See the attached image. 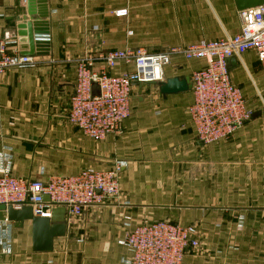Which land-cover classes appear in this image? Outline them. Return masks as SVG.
<instances>
[{
  "label": "crops",
  "instance_id": "0c3cea01",
  "mask_svg": "<svg viewBox=\"0 0 264 264\" xmlns=\"http://www.w3.org/2000/svg\"><path fill=\"white\" fill-rule=\"evenodd\" d=\"M125 1L47 0L48 54L35 57L36 67L10 70L0 77L2 167L9 160L14 176L47 182L50 177L75 176L93 166L111 170L118 163L122 165L121 200L110 202L107 207L90 208L81 218L71 220L66 237L55 241L51 253H34L31 224L15 229L12 223H5L7 216L0 212V249H13L11 255L0 253V264H121L129 254L123 247L128 231L126 218L135 226L166 219L182 226L202 227L207 225L203 224L207 216L201 214L203 211L229 209L243 213L247 223L253 217L254 224L264 226V88L255 67L264 63L255 52L249 51L230 62L233 83L236 74L235 78L243 79L254 89L252 98L242 92L254 114L229 141L208 146L198 141L188 113L194 102L191 88L163 95L157 84L134 85L131 113L124 122L123 133L101 142L86 137L69 122L77 73L75 64L67 62V58L122 47L124 30H120L119 38L118 29L110 26L123 19L110 16L109 12L125 9ZM130 1L132 10H147L154 17L163 16L158 12H193L196 20L187 24V35L167 40L161 46L164 48L186 47L240 32L236 0ZM25 13L20 0H0V39L6 34L16 37L17 20ZM229 14L238 18L230 21ZM205 15L215 17L216 22L197 20ZM206 32L216 34L207 36ZM16 48L20 52L18 44ZM205 67L203 60L174 58L166 67L162 82L189 78L191 83V73ZM133 70V66L119 63L112 73ZM236 86L241 89L239 84ZM252 100L259 105L253 107ZM208 166L212 174L210 198L202 195ZM172 194H176L175 198ZM154 208L183 209L184 217L177 220V213L149 212ZM191 211L198 213L196 221H185L190 219ZM228 217L210 219L209 223L215 221L212 224L216 226ZM183 221L187 224L183 225ZM261 236L264 240V227ZM188 260L187 254L183 264Z\"/></svg>",
  "mask_w": 264,
  "mask_h": 264
},
{
  "label": "built area",
  "instance_id": "2783aa9c",
  "mask_svg": "<svg viewBox=\"0 0 264 264\" xmlns=\"http://www.w3.org/2000/svg\"><path fill=\"white\" fill-rule=\"evenodd\" d=\"M27 1L20 0L24 6ZM239 21L240 32L233 37L165 52L127 48L67 58L75 64L77 73L69 122L95 142L120 136L130 117L134 85L164 81L165 69L174 58L203 60L206 67L194 70L190 76L194 102L188 113L201 144L231 140L252 120L254 112L232 81L230 61L253 51L264 63V4L240 11ZM17 44L16 37L9 34L0 39V77L10 70L37 66L35 57L18 52ZM119 63L134 70L113 74ZM93 84L99 86V96H93ZM2 163L0 155V205L15 209L31 206L39 218H51L55 208L63 207L70 223L90 208L107 207L121 200L122 165L118 163L111 170H83L75 176H53L47 182L16 177L10 161L5 160L3 167ZM45 196L49 202L44 201ZM5 223L11 225L7 218ZM126 228L123 247L129 254L121 264H183L187 254L199 245L194 226L154 221L132 227L128 224Z\"/></svg>",
  "mask_w": 264,
  "mask_h": 264
},
{
  "label": "rangeland",
  "instance_id": "374dc122",
  "mask_svg": "<svg viewBox=\"0 0 264 264\" xmlns=\"http://www.w3.org/2000/svg\"><path fill=\"white\" fill-rule=\"evenodd\" d=\"M125 3V9L114 10L109 12L110 16H114L115 18L120 17L121 19H123L122 23L118 22L119 24L110 26V28L113 30L118 29L119 38H121L120 30H124L123 39L125 41V44H123V46L120 48L108 49L105 52H110L113 50H124L127 48L137 49L139 47H144L152 52L168 51L171 48H164L161 46L165 45L166 41L171 38L180 37L181 34L187 35V33L184 32L187 24L190 23L191 20H196V17L193 15V12H158L161 13V15L163 16L154 17L149 16L148 13L152 12H148L147 10H132V1L130 0H126ZM199 13L201 16L202 12ZM227 18L230 21H233L235 18H238V16L235 17L232 14H229ZM201 19H203L205 23L209 24H211L212 22H216V18L211 17L209 15H205L203 18L199 17L197 20ZM212 29L216 30V27H212ZM210 34L215 35L216 33ZM210 34H207L206 32V34L204 35L208 36ZM112 35V39L115 41L116 32H114ZM214 40L216 39H205L202 41L200 40L199 42L191 43L189 45L200 44ZM255 67L258 71L257 76H259V84L261 88H264V66L261 64H257ZM235 77H238V75L234 74V82L236 85H240L245 97L252 98V91H254V89L251 87V85L249 83L245 84L243 79H237ZM255 98L256 100H258V97ZM262 98L264 99V93L262 94ZM253 102L255 101L252 100V102H250L253 107L259 105L258 102ZM96 163H98V165L104 164V162ZM94 167L95 166L86 170L109 169L106 166L102 168ZM207 168L208 169L206 170V178H204V185H202L205 192L203 191L204 193H202V195L207 198H210L212 197V193H209V190L211 189L212 179V174L210 171L211 166H208ZM175 195L176 194H172L173 198H175ZM178 203L181 204L180 202ZM140 211L142 212L144 210L141 209ZM149 212H156L162 214L166 212L174 214L177 213L179 214V219L177 220H182V218L184 217L183 209L161 210L154 208L153 210H149ZM203 213L207 215L203 219V224H206L207 222V225H202V227H199V224L198 226L194 224L187 225L194 226L198 230L199 245L196 249L191 250L188 253L189 260L186 262V264H264V240H262L261 236L262 229L264 226H261L260 224H254L255 218L253 219L252 217V219H250L247 223L246 217L243 213H239V210L235 211L229 209L215 211L206 210L203 211L201 214ZM190 214V219L185 221H196L198 213L196 211H191ZM228 216H232V219ZM221 217L228 218L227 220L223 221V223L216 226L212 224V222L215 221L209 223L210 219H217ZM163 220L165 221L166 219ZM125 221L126 225L129 224L131 226H135L134 224H132V220H130L129 218H126ZM185 221H183V225L187 224H184ZM57 240L58 242L62 241L61 238L60 240ZM9 246H11V243H9ZM58 246H60V243H58ZM3 249L1 247L0 253L11 255L10 253L13 252L12 248V250L9 249V251H5Z\"/></svg>",
  "mask_w": 264,
  "mask_h": 264
},
{
  "label": "water",
  "instance_id": "95a60500",
  "mask_svg": "<svg viewBox=\"0 0 264 264\" xmlns=\"http://www.w3.org/2000/svg\"><path fill=\"white\" fill-rule=\"evenodd\" d=\"M264 4V0H236L240 11L253 9ZM26 13L17 20L16 37L18 49L22 56L36 57L48 54L49 44L46 37L45 21L49 17L47 0H28L25 5ZM231 60L230 62H232ZM159 86L163 95L186 92L191 88L189 78H173L165 82L155 83ZM100 95V88L93 84V96ZM45 196L44 201L49 202ZM0 212L7 216L15 229H23L26 223L32 227V250L34 253H51L54 250L55 241L67 235L68 223L66 209L55 208L51 218H39L34 216L31 206L15 209L12 206L0 205Z\"/></svg>",
  "mask_w": 264,
  "mask_h": 264
}]
</instances>
